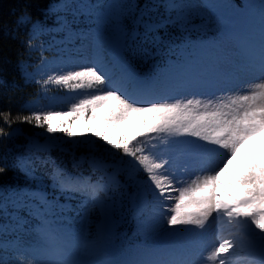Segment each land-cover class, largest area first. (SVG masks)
<instances>
[{"label":"snow or ice","instance_id":"snow-or-ice-1","mask_svg":"<svg viewBox=\"0 0 264 264\" xmlns=\"http://www.w3.org/2000/svg\"><path fill=\"white\" fill-rule=\"evenodd\" d=\"M251 7L216 2L206 7L205 0H146L143 5L139 0H60L51 5L67 48V58L58 63L79 66L51 74L43 67L35 74L25 69V79L42 88L54 84L88 91L67 110H32L15 117L43 129L48 139L30 142L13 165L35 187L0 186V217L12 222L0 224V247L23 256L27 264H205L206 225L210 218H226L233 238H221L207 261L232 264V257L240 256L241 264H264V151L241 158L242 149L255 151L250 141L264 136V0L259 38L222 34L223 25L211 34L210 19L213 10ZM69 13L85 17L87 30L74 29ZM29 22L28 16L17 21ZM48 31L33 24L27 49ZM194 33L200 41L195 47L205 57L178 55L193 47ZM161 54L175 59L163 68L154 63L144 75L134 69V59L147 63ZM49 63L42 60L43 66ZM251 73L260 79L245 85L249 91L241 94L235 81ZM3 116L10 127V113ZM7 135L0 129V136ZM53 148L86 149L73 167L86 162L98 175H73L50 156L37 155ZM182 170L194 172L185 177ZM5 171L0 167V174ZM120 173L135 186L136 214L151 225L164 221L170 231L127 249L121 259H106L115 217L129 199ZM141 173L145 179L137 178ZM41 174L50 185L43 184ZM93 213L100 217L94 234ZM22 233L30 236L26 243ZM0 264L8 261L0 256Z\"/></svg>","mask_w":264,"mask_h":264},{"label":"trees","instance_id":"trees-1","mask_svg":"<svg viewBox=\"0 0 264 264\" xmlns=\"http://www.w3.org/2000/svg\"><path fill=\"white\" fill-rule=\"evenodd\" d=\"M58 0H0V129H3L7 136H0V167H5L4 174H0V186H25L24 175L13 167L17 158L23 156L28 151L30 142L37 141L43 144L36 137L37 129L33 125L21 123L15 120L17 115L30 114L27 104L40 97L45 88L35 82H29L24 76V65L30 60V49H27L26 42L30 38L31 25L39 22L43 25L52 24V15H50V6ZM143 5L146 0H139ZM225 5H231L239 8L242 5L250 3V10L236 9L230 11L226 9L227 18L231 21L232 27L238 30L250 29L253 20L256 18L254 0H224ZM22 16H28L30 22L27 24H18L17 21ZM130 26V25H129ZM175 35H179L174 29H170ZM193 47L187 51L178 53V55L188 57L189 52L200 43L198 34L194 33L191 37ZM175 57L166 55H157L154 60H148L147 63L141 58L132 61L134 69L141 75L150 73L153 64H159L163 68L170 60ZM64 90L54 91L53 94L64 93ZM10 113L9 124L5 123L3 114ZM19 130V131H17ZM43 130V129H40ZM67 148V147H66ZM42 158L50 156L51 160L67 170L71 174L92 175L94 178L98 173H94L86 162L80 166L73 167L74 162L79 161L87 153L82 149H69L61 151L59 148L51 149L50 153H37ZM111 171V170H110ZM41 179L48 185L51 181L46 175L41 174ZM118 179L124 184L126 196L129 198L126 202V208L122 215L115 217L116 224L113 234L109 240V250L114 257H122L127 249L143 246L141 240L134 235L135 218L134 208L130 198V188L128 178L125 173H120ZM51 192V188H48ZM91 226L97 222V217L93 213ZM150 242V241H149ZM146 242V243H149ZM145 243V244H146Z\"/></svg>","mask_w":264,"mask_h":264},{"label":"rangeland","instance_id":"rangeland-1","mask_svg":"<svg viewBox=\"0 0 264 264\" xmlns=\"http://www.w3.org/2000/svg\"><path fill=\"white\" fill-rule=\"evenodd\" d=\"M256 4L255 6V13L257 12V19L255 20V25L253 26L252 30L250 32H244L240 33L241 35H249L252 34L256 38H259V28L261 24V17H260V0H254ZM60 0H58L56 3H59ZM213 2L219 3L224 5V0H205V6L210 7ZM53 4V5H54ZM50 15H52V24H47L45 25L47 28L50 29V31L46 32L45 34L35 37L33 39V48L30 49V60L25 63L24 65V70L28 73H37L38 70L43 67V70L47 71V74H51L53 71H58L61 67L67 69L70 67H78L79 65H72V64H60L58 61H60L62 58L66 59V52L67 48L64 42V36L65 34L63 32H60L56 28V17L55 14H52L50 12ZM67 18L69 21L74 22L73 23V28L77 30H87L89 27L88 21L85 17L83 16H73L71 13L67 14ZM213 23L212 27V33L215 34L217 26H222L223 25V33L222 34H230L232 30H228L227 26V20H226V12L225 8H220L218 10H213L212 16L210 17ZM194 23L199 24L200 20L196 19L194 20ZM31 29L32 25L30 28V37H31ZM79 43L77 42L75 44L76 48H79ZM72 55H75V52L73 51L71 53ZM193 57H205V54L202 53L199 49H194L192 54L190 55L189 58ZM42 60H45L47 62H50L49 65H44L42 64ZM202 62H205L202 60ZM44 75V74H41ZM41 75H36V79H41ZM46 78V76H45ZM260 79V74L259 73H251V74H245L241 77H239L236 81L235 84L238 85L241 89V94H246L249 89L245 87V85L253 84L255 81ZM171 87V86H170ZM45 92L38 98H36L34 101L29 102L27 104L28 109L30 112L32 110H57V111H64L67 110L72 102H75V99L82 96L83 94H86L88 91L87 89L80 90V91H72L71 89H67L63 86L59 85H54V84H49L45 88ZM57 90H64L66 92L60 93V94H53L54 91ZM77 127H80V125H77ZM36 137L39 139L41 143H45L46 140L48 139V134L44 130L37 129L35 132ZM57 137H61L64 141H67V137H63L62 133H57ZM99 144L100 142L97 141ZM250 144H254L256 146L255 151L252 153H246L245 150L242 149V160H248L252 159L254 157H258L262 154V151H264V136L257 137L253 141L249 142ZM64 147H68L67 144L64 145ZM106 147V146H104ZM82 149L84 152L87 153V150L84 148H79ZM103 151V147L99 149L98 153ZM119 158V154H117L116 159ZM114 158L109 157L108 160L109 162H112ZM123 159H129L127 157H124ZM163 171V170H161ZM194 170H188V171H181V175H184L185 177H191L193 175ZM126 174V173H125ZM75 175V174H73ZM127 175V174H126ZM87 176V175H86ZM138 179H145V175L143 173L139 174ZM25 180V186L23 188H32L35 187L36 185L34 182L28 180L24 176ZM43 182V181H42ZM129 183V188H130V198L131 202L133 205V202L135 201V195H136V189L135 186L131 183V181L128 180ZM43 184H45L43 182ZM51 182L48 184L50 185ZM50 188V187H49ZM175 195V193L173 194ZM145 197L147 200L151 201L152 196L150 193H146ZM97 217V222L99 221L100 217L98 213H94ZM134 217L136 219L135 222V228H134V234L136 237H138L141 242L145 243L147 241H151L153 236H162L166 231H170V229H167L166 223L164 221H160L156 225H151L145 221V219L141 216H138L134 210ZM92 216V214H91ZM90 216V217H91ZM92 219H90V231L94 234L95 233V226L96 223L92 228L91 223ZM11 220L5 217H0V224H11ZM216 223H220L222 228L230 229V226H225L223 224V221L217 222L212 221L210 218V222L208 225H206V243L205 247L203 250V256L202 259L205 261V264H212L211 261H207V256L211 254V251L213 250L214 246L220 242L221 238H228L231 239L233 238L232 232L229 230L225 233V231H218V227ZM33 221L29 220L27 227L30 229L32 226ZM196 231H201L200 229L196 228L194 229ZM22 239L25 241V243L30 239V236L28 234H21ZM13 235H9L8 239H13ZM108 246L106 245V252H105V258L110 259L108 256ZM0 256L4 257L7 261L8 264H27L23 256L18 255L15 251L8 250L5 251L2 247H0ZM242 257L240 256H234L232 257V264H241Z\"/></svg>","mask_w":264,"mask_h":264}]
</instances>
